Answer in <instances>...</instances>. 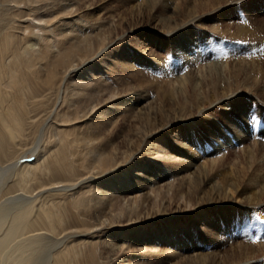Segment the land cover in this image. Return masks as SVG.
Returning <instances> with one entry per match:
<instances>
[{
  "label": "bare ground",
  "instance_id": "obj_1",
  "mask_svg": "<svg viewBox=\"0 0 264 264\" xmlns=\"http://www.w3.org/2000/svg\"><path fill=\"white\" fill-rule=\"evenodd\" d=\"M187 12L166 0H0V264H228L185 233L223 236L210 205L244 191L219 173L224 151L264 117L227 85L249 69L243 60L230 67L221 42L210 54L192 35L211 14ZM141 65L167 75L169 94L151 100ZM227 106L234 130L194 150L211 122L199 114ZM240 229L251 242L236 264H248L262 234Z\"/></svg>",
  "mask_w": 264,
  "mask_h": 264
},
{
  "label": "rangeland",
  "instance_id": "obj_2",
  "mask_svg": "<svg viewBox=\"0 0 264 264\" xmlns=\"http://www.w3.org/2000/svg\"><path fill=\"white\" fill-rule=\"evenodd\" d=\"M166 1L170 4L174 3L178 5V7L181 10V14L183 15H187L188 13L187 10L188 11L192 10L193 6L205 8L209 12L208 15L211 14L209 18L204 19L205 20L204 26L203 27L201 26L202 28L201 27L199 28L201 31L192 32V35L197 39L203 40V42L205 43L204 45H206V49L209 50L210 54H217L216 44L218 42H221L223 48L225 49L224 54L227 55L228 63L231 65L230 67H233L235 61L243 60L242 64L245 65V68L248 67L249 69L241 70L237 76H233L234 74L233 72H235V69H233L232 71L233 74H231V72H228V74L230 73L232 75V76L229 75L230 76L229 79L231 78L232 79L227 82V85L231 81L230 84L231 85L233 84V90L235 89L234 91L235 94L237 93L236 95L244 96V97L247 96L249 98H252L253 103L255 102L253 105H255L256 111L257 112L259 111V115L264 117V0H166ZM190 6L192 7L191 9ZM185 7L187 10L185 9ZM182 9L184 10V12H182ZM106 11L112 12L115 15L116 14L118 15L119 13V11L114 9L113 7L107 8ZM147 21L149 22L150 19H148ZM141 39L142 38H135L136 42L140 41ZM173 43H174L173 40H171L170 44L168 45L166 44V45L168 46V48L170 47L172 50ZM233 54H237L236 55L238 56L237 59H235V55ZM165 55L166 54H164V56ZM164 56L161 55L162 60H164ZM169 56L173 57L174 54H169L167 57ZM149 57L152 58V56ZM195 66L197 68L198 65ZM151 67L155 69L154 66ZM140 69L144 70L145 73L144 76H146V74H150L147 75L142 80V84L144 89L151 94V100L155 99L157 94L158 95H163L164 93L169 94L168 88L162 89V85L166 84L167 82L166 78L168 77L166 74L161 72L159 73L154 72L152 71L153 69H149L145 65H141ZM234 79L236 80L238 79L239 81L238 80L236 81ZM223 85L222 87H225ZM232 108L233 107L231 106L224 107V109L222 107H219L218 108L219 112L215 117L211 115L205 116L203 113L199 114L198 117H200V119L202 120L209 119L211 120V122L206 121L203 124H200V126H198L199 128L197 130L201 131L202 136L199 141L200 142L199 147L194 150L203 152V150L206 149L208 152H211L213 151L214 147L217 145V139H220V141H225L227 139L225 138L227 133H225V131L222 130V126H225V128H227L232 132L231 129L233 128L227 122L228 119L226 117V114L230 113L232 111L231 110ZM253 127L255 126L253 125ZM257 129H256L257 132L255 131L253 133L254 134L253 136L251 133L243 144H235L234 142L232 147L230 148L228 147L224 151L225 154H231V156L227 160L228 162L225 163L223 167L220 166L218 169L219 173H226V175L229 173L227 176L225 175V177L228 180V183H232V182L236 183L240 187L239 189L241 190V192L244 190L243 193H240L239 198H237L236 194L233 195L231 194L230 198L233 199H228L231 200V203H226L225 205L223 204L225 200H222L221 198H216L214 200L215 204L210 205L211 208H216V212L211 213L210 217L212 219H216L217 222L219 223V226L222 227L221 232L223 236L218 235L215 229L213 230V235L201 236L202 233L200 232V234L199 233L196 234L195 233L196 231L193 227L189 228V231L185 233L186 239L188 241L196 239L194 245H196V247L202 248V250H199L198 252L208 253V251H211L213 252L212 253L213 256L214 254L219 253L218 255L219 258L223 257L224 259L227 260L228 264H234V263L236 264L238 261L241 260L240 253L238 252L240 249L239 248L240 244L241 246H245V247L248 246L246 245L247 243H249L250 245L251 241H249V239L246 238L245 234L244 236H240V233L242 232L240 228H242L244 232L245 231L247 232L248 229L250 228L251 232L256 233L260 230L261 227H263L262 225H264L263 224L264 149L263 146L260 145L259 143L264 141L263 118L261 124ZM240 131L242 130L240 129ZM259 132H260V137H259ZM240 135L244 137L245 134L242 132ZM166 137L171 138V135L166 134ZM182 139L183 136L182 133H180V135L177 137V140H182ZM254 143L256 144L254 145ZM176 145L179 146L178 143H176ZM250 145H254L256 158H257L256 161H254V163L252 164H249L247 162L248 160H246V156L243 152L244 148L246 149V147H249ZM201 148H203V150H200ZM187 151L189 153L188 159L193 158L194 157L193 148ZM31 153L32 154H30L29 152L28 159H31V157H33L34 154L33 152ZM237 154L239 155L241 154L240 155L241 160L239 159V161L238 160L233 161L234 158L235 159L237 158ZM202 162L205 161H203L202 159H198L196 164H201ZM174 167H176V165H174ZM249 193L252 195L250 196ZM248 198L254 201H252L251 203L250 201H248ZM228 200H226V202ZM186 216H189L188 218L194 219L196 223H200L201 218H203V214H196V213L187 214ZM186 228H188V226H186ZM226 230L232 232L233 234L232 233L231 235L227 234ZM260 232L262 234V238L255 239V241H253V244H255L257 248L258 247L261 248V246L263 248L264 246L262 245L264 244L263 243L264 230L261 229ZM194 235H197V238H194ZM186 251L187 252L184 253L182 251L183 253L182 255L187 256L191 254V251L189 250ZM261 251H257L258 258L256 260L258 262L254 260L248 264H254L263 261L264 248ZM206 258H207L206 264H210L211 263L210 259H208V257ZM188 263L189 262H186V264ZM202 263L203 262L199 264Z\"/></svg>",
  "mask_w": 264,
  "mask_h": 264
},
{
  "label": "snow or ice",
  "instance_id": "obj_3",
  "mask_svg": "<svg viewBox=\"0 0 264 264\" xmlns=\"http://www.w3.org/2000/svg\"><path fill=\"white\" fill-rule=\"evenodd\" d=\"M253 119H255V118L253 117Z\"/></svg>",
  "mask_w": 264,
  "mask_h": 264
}]
</instances>
